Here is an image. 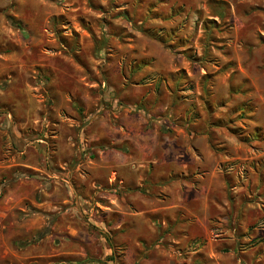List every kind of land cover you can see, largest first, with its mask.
I'll return each mask as SVG.
<instances>
[{
	"label": "rangeland",
	"instance_id": "1",
	"mask_svg": "<svg viewBox=\"0 0 264 264\" xmlns=\"http://www.w3.org/2000/svg\"><path fill=\"white\" fill-rule=\"evenodd\" d=\"M0 163V264H264V0H0Z\"/></svg>",
	"mask_w": 264,
	"mask_h": 264
},
{
	"label": "crops",
	"instance_id": "2",
	"mask_svg": "<svg viewBox=\"0 0 264 264\" xmlns=\"http://www.w3.org/2000/svg\"><path fill=\"white\" fill-rule=\"evenodd\" d=\"M14 125H15L14 127H17L16 124H14ZM100 152H101V154H100L101 161L96 160L94 165H93V172H94L95 176L98 178L94 179V182L91 184L92 185L91 188L94 189V197L92 200H94V203L96 204V206L98 208H106V209L112 210L107 204H108V201H111V202L114 201V197L116 196L113 193V179H112V176H110V174L113 172L114 163H113L112 156L108 157V155L106 153L102 157L101 155H103V153H105V151L101 150ZM96 158H97V156H96ZM15 164L16 163H9L8 165H6V167H7V169H9V171H11V169L15 167L14 166ZM16 165H19V163H17ZM20 165L28 166L27 164H22V163H20ZM1 167H2V165L0 163V168ZM119 169H120V166L118 165L116 170L118 171ZM123 171H124V169H123ZM120 183L126 184V182H124L123 180H121ZM1 186H2V184L0 183V187ZM11 186H10V184L6 185V191L3 194L4 197H6V198L7 197H13L14 194H13V190H12ZM136 200H138V198H136ZM124 209H123V207L120 209L121 223L129 222L130 214L134 215V216H132V218L137 219L139 217V215L141 213H143V209H139V208L134 213H131V212L126 211ZM155 211H161V209L156 208ZM115 213L117 214V212H115ZM121 231H122V229H121ZM124 232H125V234L123 235L124 240L122 242V243H124L123 248L126 249V250H124V253L125 254L134 253V252L138 253L141 250L142 241H140V239H136V240L131 242L130 239H131V237H134L135 235L139 236V233L137 231H133V233L130 234L131 229H127ZM103 239L105 240V238H103ZM100 244L102 246V243H100ZM105 247L106 246H104V249H105ZM163 253H165V252H163ZM164 261L165 260H162V263H160V264H170L168 262L165 263ZM140 263H141L140 261L132 260L130 264H140Z\"/></svg>",
	"mask_w": 264,
	"mask_h": 264
}]
</instances>
